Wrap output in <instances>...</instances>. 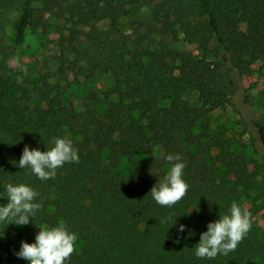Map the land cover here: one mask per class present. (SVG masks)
Listing matches in <instances>:
<instances>
[{"label": "trees", "instance_id": "16d2710c", "mask_svg": "<svg viewBox=\"0 0 264 264\" xmlns=\"http://www.w3.org/2000/svg\"><path fill=\"white\" fill-rule=\"evenodd\" d=\"M139 6L150 8L149 18L124 34L122 19ZM51 20L66 23L57 26L62 67L74 64L75 54L91 72L114 75L105 112L78 111L48 74L34 88L15 78L13 53L31 29L46 30ZM181 39L199 53L179 48ZM262 59L264 0H0V205L8 203L10 183L31 186L42 204L27 225L0 222V264H30L16 255L21 237L33 243L40 227L61 221L78 237L66 264H264V233L255 226L228 255H195L209 222L228 214L233 201L241 205L250 190L264 189L211 129V112L226 106ZM185 88L199 91L201 105L182 96ZM254 126L264 144V123ZM65 135L78 163L47 180L19 167L25 145L46 151ZM212 145L219 155H209ZM168 154H180L189 184L173 207L150 192L170 169Z\"/></svg>", "mask_w": 264, "mask_h": 264}, {"label": "rangeland", "instance_id": "374dc122", "mask_svg": "<svg viewBox=\"0 0 264 264\" xmlns=\"http://www.w3.org/2000/svg\"><path fill=\"white\" fill-rule=\"evenodd\" d=\"M149 15L148 6L137 7L130 16L122 19V32L131 34L137 21H145ZM16 18L15 13L7 17L10 35L13 34V22ZM58 24L66 25L63 20H51L46 30L34 28L29 31L27 42L15 50L10 60L12 67L17 70L15 78L22 86L34 88L40 86L42 74H48L49 82L63 92L65 102L73 103L78 111L91 106L99 113L105 112L110 90L115 84L114 75L110 72H91L86 60L77 62L75 54H69L74 64L67 61L62 67ZM104 27L107 28L108 24L105 23ZM177 46L189 47L199 53L196 45H188L182 39ZM182 96L193 105H201L198 90L185 88ZM110 98L116 100L118 95ZM256 120L264 123V59L254 63L242 75V86L226 106L211 112L212 133L229 141L231 152L238 156V160L248 164L249 171L256 173L258 186H264V144L257 137L254 126ZM209 149L211 156L220 154L218 146L212 145ZM156 153L158 156L162 155L159 149H156ZM241 206L249 208L252 226L264 233V189L257 187L250 190L249 195L242 198ZM20 232L18 230L17 233ZM21 238L30 243L27 236Z\"/></svg>", "mask_w": 264, "mask_h": 264}, {"label": "clouds", "instance_id": "9594fccd", "mask_svg": "<svg viewBox=\"0 0 264 264\" xmlns=\"http://www.w3.org/2000/svg\"><path fill=\"white\" fill-rule=\"evenodd\" d=\"M166 160L170 169L150 192L157 204L173 207L186 196L189 184L183 178L186 165L180 154H168ZM72 162H79L78 149L72 139L65 135L54 137L53 146L46 151L30 149L25 145L18 164L21 169L30 167L39 179L47 180L55 178L58 168ZM6 191L8 203L0 205V222L27 225L30 217L34 218L36 212L42 208L41 203L35 202L39 193L26 183H10L6 186ZM169 219L162 220L161 223H166ZM251 227L252 213L249 208L233 201L228 214L219 215V219L208 223L207 231L200 235L195 255L208 259H214L218 254L228 255L246 238ZM184 229L185 225L180 224L177 230L183 232ZM77 239V234L71 232L61 221L57 226L40 227L33 243L21 241L16 255L30 264H66L75 251Z\"/></svg>", "mask_w": 264, "mask_h": 264}]
</instances>
